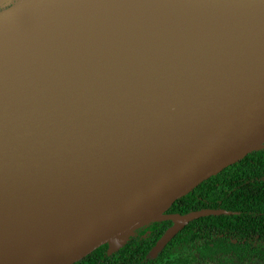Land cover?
Wrapping results in <instances>:
<instances>
[{
    "label": "water",
    "instance_id": "95a60500",
    "mask_svg": "<svg viewBox=\"0 0 264 264\" xmlns=\"http://www.w3.org/2000/svg\"><path fill=\"white\" fill-rule=\"evenodd\" d=\"M7 1L0 0V6ZM101 1L25 0L0 11V31ZM263 18L264 4H239L164 26L240 27ZM157 36L145 37L140 46L128 38L122 61L117 60L116 44L110 48L118 64L104 65L125 64L129 54L126 68L130 70L137 58L144 66L131 69L133 96L123 98L121 112L95 111L84 117L67 107L45 118L39 111L30 117L23 112L31 105L16 100L11 107L0 88V264H71L106 242L113 252L136 229L171 218L173 225L150 253L155 257L189 221L221 212L165 213L203 180L264 147V36L227 80L213 88L206 83L192 97L175 80L190 51L177 47L174 39H166L169 50L160 51L161 57L155 53L151 68L145 67L150 59L147 48L160 43V50L163 45L164 34ZM210 44H202L192 62L194 72L208 67L203 52ZM9 59L0 63L4 70ZM40 67L35 70L45 68ZM158 68L164 71L161 78L153 73ZM16 69L10 76V85H15L11 98L29 95L33 82L46 79V71L30 76L34 69L29 75V68ZM153 85L159 87L160 107L152 111L147 101ZM35 97L31 93L32 104ZM10 117L19 127L2 125Z\"/></svg>",
    "mask_w": 264,
    "mask_h": 264
},
{
    "label": "bare ground",
    "instance_id": "6f19581e",
    "mask_svg": "<svg viewBox=\"0 0 264 264\" xmlns=\"http://www.w3.org/2000/svg\"><path fill=\"white\" fill-rule=\"evenodd\" d=\"M255 3L264 4V0H105L89 8L66 9L46 14L28 23L16 24L0 31V63L7 61L10 55L16 56L10 61L13 60L14 64L18 62L17 68L21 72L24 68L32 69L30 64L33 63L36 67L49 63L47 67H43L46 71L45 81L30 85V92L36 96L33 104L30 101L31 93L21 94V99L13 95L11 98L7 93L5 96H10L7 99L10 100L11 107L16 100H23L26 106L31 105L23 112L30 117L39 111V117L45 118L51 114L63 113L67 107H73L79 116L84 117L95 111L121 112L123 98L133 96L134 79L129 77L131 69L126 68L120 73L117 67L103 64L106 58L103 60L100 54L104 52V44L112 46L115 43L119 57L117 60L122 61L125 59L124 49L128 38L140 46L145 37L156 40L157 34L161 33L164 34L163 45L160 50L155 51L158 57L169 50L164 43L170 38L174 39L177 47L190 51L175 80L192 97L201 93L206 83L213 88L227 80L233 68L251 54L256 43L264 36V18L240 27L208 24H186L174 28L163 26L170 23L182 25L207 12ZM119 23L122 25L118 26ZM202 44L211 45L203 52L210 63L207 68L194 72L192 62L201 54ZM98 51L99 55L96 54ZM34 52V58L30 59ZM133 56H136L135 52ZM129 57L128 54L124 67H127ZM138 63L141 64L140 61ZM11 68L7 69L9 74H13ZM153 73L158 78L164 75L160 68ZM4 81L6 82V78ZM7 86L4 84L2 88L6 89ZM2 88L1 92L7 91ZM10 90L7 92L10 93ZM151 91L152 98L147 104L153 111L160 107L156 100L159 87L153 85ZM39 92L40 95H37ZM187 99L189 97H185V103L189 104ZM176 113L181 111L177 110ZM2 125L7 128L19 127L11 117L2 121Z\"/></svg>",
    "mask_w": 264,
    "mask_h": 264
},
{
    "label": "trees",
    "instance_id": "16d2710c",
    "mask_svg": "<svg viewBox=\"0 0 264 264\" xmlns=\"http://www.w3.org/2000/svg\"><path fill=\"white\" fill-rule=\"evenodd\" d=\"M219 209L189 221L155 257L171 218L136 229L115 251L106 242L71 264H264V147L203 180L166 214Z\"/></svg>",
    "mask_w": 264,
    "mask_h": 264
},
{
    "label": "rangeland",
    "instance_id": "374dc122",
    "mask_svg": "<svg viewBox=\"0 0 264 264\" xmlns=\"http://www.w3.org/2000/svg\"><path fill=\"white\" fill-rule=\"evenodd\" d=\"M23 1H25V0H8V1L5 2L2 6H0V11L6 9V8H8V7L14 6V5H16V4H19V3L23 2ZM119 25H122V23H121V24L119 23L118 26H119ZM163 27H165V26H163ZM146 36H148V35H146ZM145 43L147 44V42H145ZM112 45H113V44H112ZM104 46H105V47H104V48H105V49H104V52H102L101 54L104 55V57L106 58V60H105V61H106V64H111L112 61H115V59H114V57H115V55H114L115 52L112 51V49H111V52H110L109 49H110L112 46H111L109 43L104 44ZM154 46H156V47H155V48H154V47H151V48L148 47L147 50H146V51H150V52H149L150 54H149L148 58H149V57H152V60H153V56L155 55V53H157V52H155V51H158V48H159L158 46H160V43H158V44L156 43ZM106 51H107V54L105 55ZM154 52H155V53H154ZM109 55H110V56H109ZM111 55H113V56H111ZM150 55H151V56H150ZM110 58H111V59H110ZM103 59H104V58H103ZM109 59H110V60H109ZM113 59H114V60H113ZM137 59H138L137 61L139 62V61H140L139 58H137ZM152 60L149 59V62H148V65L146 66V68H147L148 66H150V68H151V64H152L151 61H152ZM137 61L134 63L135 65H133V64L130 65V68H131L132 70L138 68L140 65H141V67L143 66L142 63L140 64V63H138ZM10 62H11V63H10ZM12 62H13V61H10V59H9V62H8V64H7V68H6L5 70H4V68H5L4 66H0V88H2V87L4 86V84H5V87H6L7 85L9 86V87L7 86L6 89H5V87L2 88V90L5 89V90L8 91L9 89H12V88L15 87L14 85H12V84L10 85V84H9V83H10V82H9L10 79H9V81H8V78H10L11 75H12V77H13V75H15L14 72H15V70H16V68H17V67L15 66L14 62H13V64H12ZM45 62H47V61H45ZM47 63H49V62H47ZM47 63H46L44 66L47 67V65H48ZM59 63L62 64V62H59ZM63 63H65V62H63ZM164 63H165V62H164ZM33 64H35V63H33ZM33 64H30V67H32V69H34V68H33V66H34ZM128 65H129V64H128ZM128 65H127V66H128ZM11 66H13V67L11 68ZM14 66H15V67H14ZM124 66H125V64H120V65H118L117 67H118L119 69L123 70L124 68H126V67H124ZM34 67H35V66H34ZM120 67H121V68H120ZM134 67H135V68H134ZM143 67H144V66H143ZM8 68H11V72H13V74H11V73L9 74L10 71L7 70ZM13 68L15 69L14 71L12 70ZM148 68H149V67H148ZM2 69H3V70H2ZM32 69L30 68V69L28 70V75H29V73L32 71ZM4 71H5V72H4ZM7 71H8V72H7ZM38 71H39V70H38ZM38 71L34 72V73H33L32 75H30V76H35L36 74H38ZM40 71L43 73L45 70H40ZM2 72H3V73H2ZM5 73H7V74H5ZM3 75H4V76H3ZM3 77H4V78H3ZM5 78H6V82L4 81ZM2 79H3V80H2ZM7 81H8V83H7ZM1 82H2V83L5 82V83H4L3 85H1V84H2ZM6 83H7V85H6ZM8 88H9V89H8ZM7 91H4V93L1 92V94H5V95H6V93H7V94L10 95V93H8ZM9 92H10V91H9ZM9 95H8V97H6V98H10ZM39 95H40V94H39ZM6 96H7V95H6Z\"/></svg>",
    "mask_w": 264,
    "mask_h": 264
}]
</instances>
